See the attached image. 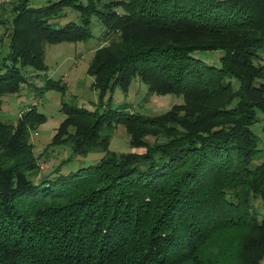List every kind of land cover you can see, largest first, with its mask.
Returning a JSON list of instances; mask_svg holds the SVG:
<instances>
[{"label": "trees", "instance_id": "16d2710c", "mask_svg": "<svg viewBox=\"0 0 264 264\" xmlns=\"http://www.w3.org/2000/svg\"><path fill=\"white\" fill-rule=\"evenodd\" d=\"M8 6L0 17L3 25L10 19L0 110L1 97L27 83V69L37 77L47 69L45 44L84 42L93 23L101 26L104 44L86 71L96 107L63 103L50 145H68L72 156L105 155L35 181L30 133L46 117L31 106L14 125L0 118V264H264V161L256 162L251 129L264 114V0ZM66 9L77 20L57 26ZM199 51H222L221 65L195 58ZM135 77L149 95L182 103L154 116L126 105L108 109L111 96L104 97L116 88L126 94ZM63 88L46 80L39 90ZM117 126L144 152H109L108 133Z\"/></svg>", "mask_w": 264, "mask_h": 264}, {"label": "rangeland", "instance_id": "374dc122", "mask_svg": "<svg viewBox=\"0 0 264 264\" xmlns=\"http://www.w3.org/2000/svg\"><path fill=\"white\" fill-rule=\"evenodd\" d=\"M16 1L18 0H8V3L4 4L5 8L9 10L8 4ZM29 1L32 6L46 2V0ZM7 10L3 13L0 10V17L8 13ZM65 11V16L56 20L57 26H63L68 21L77 20L75 11L70 9ZM6 17L7 25L0 23V38H3L0 41V64L3 57L9 52L8 38L5 37V34L7 35L9 32L6 29L9 28L10 19H8V15ZM100 34L101 26L93 23L92 36L87 41L57 45L45 44L44 63L47 69L38 73V77L34 71L27 69V83L21 87L20 91L17 94L1 97L0 118L5 124L14 125L20 113L31 106H35L36 111L46 117V122L30 133V142L33 144L34 155L38 158L39 166V176L35 178V181L42 177L67 175L78 169L93 166L105 155L104 152L97 150L91 151L85 156H72L68 145H50L53 136L56 134V128L65 117L62 111L63 103L89 111H93L96 107L98 91L92 88L93 78L88 76L86 71L94 51L100 44H104V41L98 39ZM222 55V51H199L195 52L193 56L218 67L221 65ZM262 62L264 63V56ZM46 80L60 81L61 85H64L63 92L56 90L40 92L39 88L45 84ZM110 96L111 103L108 109L117 110L121 105H126L129 112L146 116L162 114L172 106L182 103L181 98L174 95H149L147 87L138 77L132 80L126 94L116 88L104 97V101H107ZM251 129L259 139L260 152L256 162L261 163L264 161V114L262 112H258V120ZM108 134L110 135L109 152L116 154L144 152L142 149H134L130 146L128 135L123 126H117L111 134L110 132ZM150 140L152 141V139ZM57 168L59 169L58 172H56ZM262 204L261 201L255 202L256 206Z\"/></svg>", "mask_w": 264, "mask_h": 264}, {"label": "built area", "instance_id": "2783aa9c", "mask_svg": "<svg viewBox=\"0 0 264 264\" xmlns=\"http://www.w3.org/2000/svg\"><path fill=\"white\" fill-rule=\"evenodd\" d=\"M6 0H0V5L2 4V3H4Z\"/></svg>", "mask_w": 264, "mask_h": 264}]
</instances>
